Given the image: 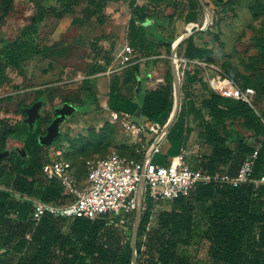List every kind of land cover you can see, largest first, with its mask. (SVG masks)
Segmentation results:
<instances>
[{"label":"rangeland","instance_id":"rangeland-1","mask_svg":"<svg viewBox=\"0 0 264 264\" xmlns=\"http://www.w3.org/2000/svg\"><path fill=\"white\" fill-rule=\"evenodd\" d=\"M66 1L0 0V48L19 39L39 11L43 9L47 12L44 21L38 24L37 32L29 33L25 38L36 53L24 61L20 70L7 69L9 81H0V127L15 129L5 141L0 136V146L4 145L6 157L13 151L27 158L23 148L25 130L33 132L40 127L47 132V127L63 112L65 115L58 124L59 135L49 145V155L55 157L56 152L61 150L79 181L85 177V161L105 157L112 148L139 158L141 152L137 149H142L149 137L141 136V141L138 138L134 140L133 135L125 131L120 123L124 115L114 108L110 99L111 82L115 76L120 77L119 87L124 98L120 101L135 100L136 105L128 120L144 125L147 122L141 114L143 92L140 91L146 86L158 84L157 72L165 75L171 71L173 76L172 65L178 66L181 75L180 103L174 121L184 106V120L193 128L185 145L187 162L199 165L202 158L211 153L212 143L203 135L199 119L190 114L192 106L200 107L207 91L197 83L193 85L191 95L187 94L186 70L199 72L209 91L216 92L211 86L213 80L224 81V88L252 87L255 95L249 105L262 117L264 0H230L233 6L220 5V0L206 1V5L201 3L198 8L193 24L187 18L192 10L190 0L186 3L152 0L154 9L148 11L150 22L145 24L134 19L126 0L109 2L103 13L96 11L89 0L76 1L65 12ZM75 19L77 23L73 22ZM139 26L144 29L148 42L152 43L148 56L129 43L130 31ZM187 34H193L195 44L208 52L198 58V62L188 61L184 56L182 39ZM128 45L133 52L125 55L126 67H122L116 59L112 69L107 66L105 70L91 72L93 67L106 66L107 58H111L112 62ZM133 61L140 64V70L135 79L128 81ZM145 70L150 73L148 84L143 83ZM79 72L86 76L84 80L68 81ZM40 91L44 92L42 96H38ZM115 112L120 113L119 119L114 117ZM226 126L228 147L234 149L239 140L254 147L260 144L261 139L246 130L241 120H229ZM117 131L119 135L115 136ZM219 171L227 173L226 167H221ZM10 178L7 172L0 185L9 188ZM148 207L146 199L142 204L141 218ZM172 208L170 202L152 206L148 232L158 227L160 212ZM66 218L64 231L69 232L70 219ZM135 218L136 212L124 226L116 227L131 248ZM205 220L203 208L196 205L194 239L188 246L180 247V252L186 254L192 264H213L208 255L209 242L204 236ZM16 260L13 252L0 250V264H14Z\"/></svg>","mask_w":264,"mask_h":264},{"label":"trees","instance_id":"trees-1","mask_svg":"<svg viewBox=\"0 0 264 264\" xmlns=\"http://www.w3.org/2000/svg\"><path fill=\"white\" fill-rule=\"evenodd\" d=\"M76 1L78 0H67L64 3L65 12ZM111 1L119 0H89V3L96 11L103 13ZM126 1L134 19L140 24L149 23L146 5L138 4L136 0ZM194 1L190 0V4L191 8L195 9L199 3L198 0ZM219 4L233 6L234 3L230 0H220ZM46 16L45 10L39 11L19 39L0 48L1 82L9 81L7 69L20 70L24 61L36 53V49L31 48L25 38L29 33L37 32L38 24L44 21ZM187 18L189 21L196 19L191 12ZM73 22L77 23L78 20ZM129 43L143 55H149L152 43L148 42L141 26L132 28ZM184 44V56L187 59L201 58L208 53L195 44L193 35L187 38ZM110 64L111 58H107L106 66L93 67L91 72L105 70ZM139 70L140 64L130 66L128 81L135 79ZM173 76L172 72L168 71L162 83L156 88L144 91L141 114L147 122L164 125L169 119L174 105ZM119 83L120 77L115 76L110 86L111 102L115 97L124 99ZM197 83L207 94L201 99L200 107L190 108V114L199 119L203 135L212 143L211 153L202 158L200 166L197 165L210 173L219 171L221 167H226L230 176L238 173L245 157L255 149L242 140L237 142L234 149L227 146V121L241 120L246 130L252 131L261 139L251 177L264 180V113L261 117L248 103L209 91L199 72L186 70V93L191 95L192 87ZM43 94L42 91L38 92V96ZM185 117V107L182 106L166 135L169 147L166 151L155 154L154 162L169 163L187 144L193 128L184 120ZM13 132L15 129L5 130L0 127V136L4 141ZM45 134L46 131L40 127L33 132L25 130L23 148L27 158L11 151L0 161V181L9 172V187L13 191L45 202L62 203L63 189L55 181L50 182L43 171V165L50 160L49 145L39 141L40 136ZM118 135L117 131L115 136ZM151 143L152 140L148 139V145ZM3 150L4 145L0 146V151ZM118 151L129 158H143L142 153L136 158ZM63 157L68 162L65 155ZM70 167L72 169L71 164ZM85 169L86 177V165ZM74 174L77 177L75 172ZM146 199L149 207L140 219L141 222L139 221L136 264H192L190 258L180 252V247L188 246L194 239L198 204L203 208L206 217L204 236L209 242L208 255L213 264H264V184L258 187L253 182L236 186L217 182L201 184L190 196L174 200L171 210L160 212L158 227L151 232H148V224L151 221L152 204L149 198ZM32 208L30 201L20 202L12 192L0 189V250L13 252L17 256L14 264H132L130 243L124 242L121 230L106 226L104 218L69 217V232H65L64 226L68 218L55 217L52 214L44 215L40 222L32 227L29 220ZM13 211L19 212L17 217L10 216ZM28 234L30 238L27 237Z\"/></svg>","mask_w":264,"mask_h":264},{"label":"built area","instance_id":"built-area-1","mask_svg":"<svg viewBox=\"0 0 264 264\" xmlns=\"http://www.w3.org/2000/svg\"><path fill=\"white\" fill-rule=\"evenodd\" d=\"M178 1L186 2V0ZM132 52L131 46H126L114 58L108 69H112L116 59L122 67H126L125 55ZM187 60L198 62V58ZM85 78L86 76L79 72L68 81ZM224 83V81L213 80L211 86L226 98L251 103L255 95L252 87L224 88ZM119 114L115 112L113 115L119 119ZM121 114L124 115V119H121L120 123L127 133L133 135L134 140L138 138L141 141L143 137H149V140H152V143L148 145L147 139L146 144L142 143V149H137V152L143 154L142 159L123 156L117 149L112 148L105 157L86 160L87 175L79 181L70 164L64 159L63 152L57 151L55 157H50V160L43 165V171L50 182L55 181L63 189L62 203L60 201L45 202L0 185V189L12 192L16 200L20 202L27 200L32 203L33 208L29 217L32 227H35L46 214H52L55 217L88 219L102 217L105 219L106 226L122 227L137 211L142 181H144L143 202L147 197L153 207L163 202L172 203L180 197L186 198L201 184L217 182L236 186L253 182L256 187L264 184V180L251 177L261 144L245 157L235 176H230L228 173L222 174L220 171L210 173L199 166H191L186 160V146H183L180 153L172 157L169 163L159 164L153 161V157L162 152L161 145L168 133L163 134L165 124L147 122L144 125H137L128 120L131 117L129 113ZM18 213L13 211L10 216L17 217ZM27 237L30 238V234Z\"/></svg>","mask_w":264,"mask_h":264},{"label":"water","instance_id":"water-1","mask_svg":"<svg viewBox=\"0 0 264 264\" xmlns=\"http://www.w3.org/2000/svg\"><path fill=\"white\" fill-rule=\"evenodd\" d=\"M200 2L203 4L202 0H200ZM191 35L192 34H190L189 36H187L184 40H186L187 38H189ZM113 106L117 110H120L122 112L130 113L131 114L135 110V106L136 105H135V102L132 101V100H130V99H125L124 101H120V99L118 97H115V99L113 101ZM173 108H174V105H173ZM64 115H65V113L62 112L61 113V116L59 118H56V119H54L52 121V123L47 127L46 134L40 136V138H39L40 143L50 145V144H52L54 142V140L56 139V137L59 135V127H58L59 121H60L61 118L64 117ZM171 126L167 127L166 126V123H165L164 130H163V134L167 133L169 131V129H170ZM6 155H7V152L0 151V161L4 157H6ZM142 182H144V181H142ZM141 198L143 199V191H142ZM139 205H138V208H139ZM138 208H137V211H136V215L138 213ZM140 222H141V220H140ZM140 222L137 225L136 240H135V243H134L135 245H133V243H132V249H133L132 264H136L137 263L136 241H137L138 227L140 225Z\"/></svg>","mask_w":264,"mask_h":264},{"label":"bare ground","instance_id":"bare-ground-1","mask_svg":"<svg viewBox=\"0 0 264 264\" xmlns=\"http://www.w3.org/2000/svg\"><path fill=\"white\" fill-rule=\"evenodd\" d=\"M188 35H186L182 40H184ZM173 75H174V81H173V86L175 84V99H174V108L172 110V113L169 117V119L166 122V126L169 127L172 124H174L173 122H175V117L177 115L178 112V108H179V103H180V93L179 90L181 88V75L178 69L177 65H173ZM144 189V182L141 183L140 185V189H139V208H138V213L136 215V224L134 226L133 229V233H132V243L133 245H135V240H136V233H137V225L140 221L141 218V212H142V204H143V199L141 198L142 195V191Z\"/></svg>","mask_w":264,"mask_h":264},{"label":"crops","instance_id":"crops-1","mask_svg":"<svg viewBox=\"0 0 264 264\" xmlns=\"http://www.w3.org/2000/svg\"><path fill=\"white\" fill-rule=\"evenodd\" d=\"M157 2H159V3H164L166 0H156ZM175 1H177V2H180V1H178V0H175ZM206 1H210V0H202V2H203V6L204 5H206L205 4V2ZM186 2H188V0H186ZM192 2H195L194 0H192ZM211 2V1H210ZM137 3L138 4H140V5H142V4H144V5H146V7L148 8V11L149 10H152V9H154V7L151 5V3H152V0H148V1H146V0H139V1H137ZM181 3H183V2H181ZM198 7L197 8H192V10H191V15H194L195 16V18L197 17V15H198V8L200 7V5H201V2H200V0H198ZM211 5H212V3H211ZM196 20V19H195ZM150 22V21H149ZM193 21H191V23H192ZM194 23V22H193ZM192 23V24H193ZM195 25V24H194ZM188 35V34H187ZM190 35V34H189ZM188 35V36H189ZM193 35V34H192ZM191 35V36H192ZM185 37V36H184ZM183 37V38H184ZM183 41V40H182ZM185 41V40H184ZM136 63V62H135ZM134 63V64H135ZM157 74H158V78H157V82H158V84L157 85H155V86H153V87H148V86H146L143 90H141L140 92H143L144 93V91L145 90H147V89H153V88H156L160 83H162L163 81H164V77H165V75H162L161 74V72H157ZM144 76H145V80H144V82L143 83H147L148 84V81L150 80L149 78H150V73L147 71V70H145V74H144ZM134 102H135V100H134ZM130 114V113H129ZM144 118V117H143ZM144 120L146 121V119L144 118ZM147 122V121H146ZM169 147V143H168V141H167V139H164L163 140V142H162V145H161V148L162 149H164L165 151L167 150V148ZM191 166H198L197 164H195V165H193V164H191L190 162H188Z\"/></svg>","mask_w":264,"mask_h":264}]
</instances>
